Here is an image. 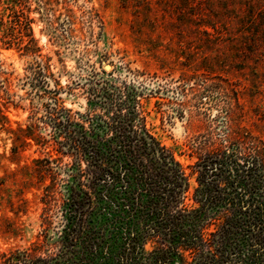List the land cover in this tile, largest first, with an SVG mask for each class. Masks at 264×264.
Here are the masks:
<instances>
[{
	"label": "trees",
	"instance_id": "16d2710c",
	"mask_svg": "<svg viewBox=\"0 0 264 264\" xmlns=\"http://www.w3.org/2000/svg\"><path fill=\"white\" fill-rule=\"evenodd\" d=\"M142 5L132 4L136 21H154L152 2ZM156 5L170 31L161 42L176 41L190 71L264 74V0ZM95 97L84 114L51 109L57 156L25 167L42 192L41 232L0 264H264L263 126L229 108L223 134L200 138L187 173L134 95L103 86Z\"/></svg>",
	"mask_w": 264,
	"mask_h": 264
},
{
	"label": "rangeland",
	"instance_id": "374dc122",
	"mask_svg": "<svg viewBox=\"0 0 264 264\" xmlns=\"http://www.w3.org/2000/svg\"><path fill=\"white\" fill-rule=\"evenodd\" d=\"M148 1L149 23L132 8L146 0H0V253L29 247L41 232L42 192L25 167L57 156L49 121L56 105L84 114L103 86L134 95L187 173L200 138L223 134L229 108L264 127V74L190 71L172 53L176 41L161 42L170 31L159 0Z\"/></svg>",
	"mask_w": 264,
	"mask_h": 264
},
{
	"label": "bare ground",
	"instance_id": "6f19581e",
	"mask_svg": "<svg viewBox=\"0 0 264 264\" xmlns=\"http://www.w3.org/2000/svg\"><path fill=\"white\" fill-rule=\"evenodd\" d=\"M110 67H108V69H109Z\"/></svg>",
	"mask_w": 264,
	"mask_h": 264
},
{
	"label": "water",
	"instance_id": "95a60500",
	"mask_svg": "<svg viewBox=\"0 0 264 264\" xmlns=\"http://www.w3.org/2000/svg\"><path fill=\"white\" fill-rule=\"evenodd\" d=\"M108 68V67H107Z\"/></svg>",
	"mask_w": 264,
	"mask_h": 264
}]
</instances>
